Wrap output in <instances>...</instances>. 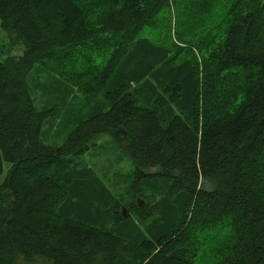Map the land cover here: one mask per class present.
I'll list each match as a JSON object with an SVG mask.
<instances>
[{
  "label": "trees",
  "instance_id": "16d2710c",
  "mask_svg": "<svg viewBox=\"0 0 264 264\" xmlns=\"http://www.w3.org/2000/svg\"><path fill=\"white\" fill-rule=\"evenodd\" d=\"M0 28V264H264V0H0ZM102 134L119 195L74 163Z\"/></svg>",
  "mask_w": 264,
  "mask_h": 264
},
{
  "label": "rangeland",
  "instance_id": "374dc122",
  "mask_svg": "<svg viewBox=\"0 0 264 264\" xmlns=\"http://www.w3.org/2000/svg\"><path fill=\"white\" fill-rule=\"evenodd\" d=\"M158 25L148 29L153 34L150 36L151 38H155L156 33L161 35L162 29L158 28ZM20 50L21 46L14 44L11 37L0 28V56L4 58L7 54H19ZM32 75L36 78L38 76L39 79L43 78L42 72L33 71ZM62 101L64 105L58 113L52 117L43 118L44 124L40 137L46 144L60 145L85 109L83 97L78 92H75L71 98ZM74 163L79 167H89L116 195L127 190L135 170L133 159L107 134L100 135L94 146L89 147L79 156H74ZM7 167L8 164L3 162V173L0 176V181L4 178Z\"/></svg>",
  "mask_w": 264,
  "mask_h": 264
},
{
  "label": "water",
  "instance_id": "95a60500",
  "mask_svg": "<svg viewBox=\"0 0 264 264\" xmlns=\"http://www.w3.org/2000/svg\"><path fill=\"white\" fill-rule=\"evenodd\" d=\"M146 169H148V168H146ZM137 203H138L139 205H142V200H141V199H138V200H137ZM121 215H122L123 217H130L129 212L126 210V208H125L123 205H121Z\"/></svg>",
  "mask_w": 264,
  "mask_h": 264
}]
</instances>
